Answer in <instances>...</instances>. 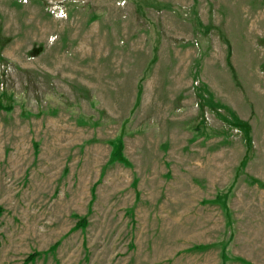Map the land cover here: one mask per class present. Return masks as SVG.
<instances>
[{"label":"rangeland","instance_id":"374dc122","mask_svg":"<svg viewBox=\"0 0 264 264\" xmlns=\"http://www.w3.org/2000/svg\"><path fill=\"white\" fill-rule=\"evenodd\" d=\"M0 264H264V0H0Z\"/></svg>","mask_w":264,"mask_h":264}]
</instances>
